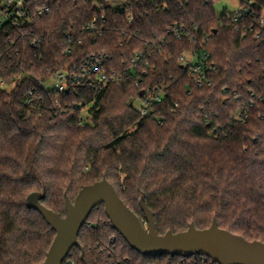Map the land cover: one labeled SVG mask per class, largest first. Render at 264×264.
Masks as SVG:
<instances>
[{"label": "trees", "instance_id": "trees-1", "mask_svg": "<svg viewBox=\"0 0 264 264\" xmlns=\"http://www.w3.org/2000/svg\"><path fill=\"white\" fill-rule=\"evenodd\" d=\"M217 2L106 0L102 13L96 0H33L50 12L19 30L0 31L6 82L0 86V264L46 260L56 233L27 207L32 193L45 190L42 204L65 217L66 196L75 202L104 179L148 227L145 199L161 236L191 224L205 230L216 219L221 229L264 243V38L235 32L217 14ZM95 18L105 19L96 40L86 31ZM183 27L192 42L168 33ZM36 37L44 38L39 49L32 45ZM193 50L211 54L217 68L211 87H195L180 60ZM140 51L153 57L140 65L147 75L139 87L140 68L97 97L78 87L45 93L39 84L94 54L107 56L108 71L125 72ZM157 87L164 98L142 117L135 103ZM32 90L41 115L26 104ZM92 102L82 119V107ZM246 106L249 117L241 122ZM99 210L103 221L93 218ZM79 242L84 256L76 247L64 264H216L200 256L140 255L112 228L104 206L93 211Z\"/></svg>", "mask_w": 264, "mask_h": 264}, {"label": "water", "instance_id": "water-1", "mask_svg": "<svg viewBox=\"0 0 264 264\" xmlns=\"http://www.w3.org/2000/svg\"><path fill=\"white\" fill-rule=\"evenodd\" d=\"M104 5L106 0H96ZM145 91L140 96L144 97ZM43 193H32L27 198V207L41 214L45 222L56 233L53 244L43 264H64L74 248L84 249L79 235L95 209L104 206L112 228L128 243L130 248L142 256L161 258L165 256L190 258L207 257L216 264H264V243L250 242L242 236L219 227L214 219L210 228L198 229L191 224L187 231L161 236L157 232L154 213L145 199L140 202L146 224L119 197L115 187L106 179L85 187L75 202L65 197L66 214L55 213L42 204Z\"/></svg>", "mask_w": 264, "mask_h": 264}, {"label": "built area", "instance_id": "built-area-1", "mask_svg": "<svg viewBox=\"0 0 264 264\" xmlns=\"http://www.w3.org/2000/svg\"><path fill=\"white\" fill-rule=\"evenodd\" d=\"M220 1V0H218ZM33 0H2L0 3V31L7 26L13 30H19L26 25H30L37 16H43L50 12L49 7H33ZM101 12L106 10V4L100 5ZM122 13L126 10L121 8ZM261 11V13H260ZM224 20L235 29V32L246 36L248 33L253 34L256 40H262L264 38V10L259 7L258 0H240L239 10L235 13L225 12L220 15ZM133 18H129L130 24L133 23ZM105 19L102 20L104 24ZM100 23L98 18H95L90 24L87 25L86 31L93 36L96 40L102 37L105 32V27ZM172 36L178 40L184 37H190V42L194 40V37L183 27L181 29L176 28L169 30ZM209 39V38H208ZM44 41L43 37H36L33 39L32 45L35 49H39ZM68 53H71V49H68ZM153 57V54L149 55L145 51H140L135 54L130 66L126 67L125 72L122 71H108V59L106 55H90L84 59L81 64L74 67L71 71H62L56 74L52 79L47 82L39 81L42 90L45 93L56 92L58 94H66L72 87H78L89 90L90 93H94L95 96H99L109 86L121 85L125 80L131 79V73L136 74V71L141 66H148L149 59ZM184 64V68L189 72V77L194 86L202 89L204 87H211L213 85L212 75L216 72V66L211 62V54L205 50H193L186 52L180 58ZM137 80L136 86L139 87L143 83V77L147 75L142 68ZM139 69V70H140ZM0 86L5 87L6 82L0 79ZM164 90L162 88H155L150 92L145 91V95L141 101L142 105L137 109L142 117H147L153 112V106L162 102L164 98ZM255 97V94L252 93ZM261 100V99H260ZM39 101L36 96L35 90H32L26 99V104L30 106L35 112L41 115L39 109ZM94 102L82 107L83 117L87 120L90 109L94 106ZM249 114L247 112V106L245 111L237 116V119L244 122L248 119ZM162 124V122H160ZM203 263L207 262L209 258L200 257ZM68 264H76L75 261H69Z\"/></svg>", "mask_w": 264, "mask_h": 264}, {"label": "rangeland", "instance_id": "rangeland-1", "mask_svg": "<svg viewBox=\"0 0 264 264\" xmlns=\"http://www.w3.org/2000/svg\"><path fill=\"white\" fill-rule=\"evenodd\" d=\"M239 1L240 0H220L216 3L215 5V9L217 14L223 15L225 12H228L230 14L235 13L239 10ZM142 105L141 101H137L135 103V108L138 109L140 106ZM102 211L99 210V212H97V214L94 215V220L97 221L101 218V213ZM101 221H103V219H100Z\"/></svg>", "mask_w": 264, "mask_h": 264}]
</instances>
